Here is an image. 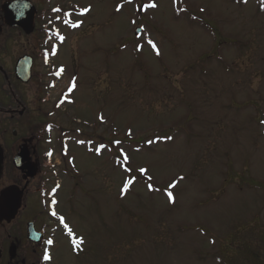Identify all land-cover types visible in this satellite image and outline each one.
<instances>
[{
    "label": "rangeland",
    "instance_id": "rangeland-1",
    "mask_svg": "<svg viewBox=\"0 0 264 264\" xmlns=\"http://www.w3.org/2000/svg\"><path fill=\"white\" fill-rule=\"evenodd\" d=\"M63 1L83 22L51 46L65 67L51 94L69 104L52 101L45 145L56 150L58 213L79 244L70 258L61 239L56 261L264 264V0L50 6ZM144 3L157 6L141 12Z\"/></svg>",
    "mask_w": 264,
    "mask_h": 264
},
{
    "label": "flooded vegetation",
    "instance_id": "flooded-vegetation-1",
    "mask_svg": "<svg viewBox=\"0 0 264 264\" xmlns=\"http://www.w3.org/2000/svg\"><path fill=\"white\" fill-rule=\"evenodd\" d=\"M12 1L0 0V264H60L56 248L62 234L54 200L61 185L46 155L55 148L46 147L43 132L48 117L57 116L53 72L43 65L50 50L45 25L56 19L49 0H26L34 7L33 16L28 6L19 8L26 27L29 22L27 34L4 11ZM56 9L61 18L71 10ZM64 251L70 255L68 247Z\"/></svg>",
    "mask_w": 264,
    "mask_h": 264
},
{
    "label": "snow or ice",
    "instance_id": "snow-or-ice-1",
    "mask_svg": "<svg viewBox=\"0 0 264 264\" xmlns=\"http://www.w3.org/2000/svg\"><path fill=\"white\" fill-rule=\"evenodd\" d=\"M128 2L130 3L131 0H128ZM156 6H157V5H156L155 3H150V4L146 5L145 8H148V7H150V8H155ZM121 7H122V5H118L116 10H117V11H120ZM89 10H90V9H83V10L81 11V15H83V14L86 13V12H88ZM72 26H73V27H79V22L74 23ZM58 38L61 39V40H63V37H58ZM148 43L152 46V48H153L154 50H156L157 55H158V54H159V51H158V49H157L156 44H155L153 41H151V40H149ZM138 50H139V49H138ZM60 71L62 72V71H63V68H61ZM73 88H75V78H73V83H72V85L70 86L69 91H72ZM168 139H171V137H169ZM116 143H119V141H117ZM96 151L99 152V149H96ZM140 172L143 174V173L146 172V169H140ZM132 183H133V181H132L131 179L127 180V181L124 183V185H123L122 192H127V191L129 190L130 185H132ZM151 187H152V186L149 185V188H150V189H151ZM168 196H169V202H173V203H174V198H173L172 194L169 193ZM53 214L55 215V213H53ZM70 234H71V233H70ZM47 243L52 244L53 241H52V240H49V241H47ZM80 243H82V241H80ZM45 259H48V255H47V253L45 254Z\"/></svg>",
    "mask_w": 264,
    "mask_h": 264
},
{
    "label": "water",
    "instance_id": "water-1",
    "mask_svg": "<svg viewBox=\"0 0 264 264\" xmlns=\"http://www.w3.org/2000/svg\"><path fill=\"white\" fill-rule=\"evenodd\" d=\"M16 3L20 4L19 0H18L17 2H15L14 5H17ZM11 8H12V7H11ZM11 8H10V9H11ZM140 31H141V30H139V29L136 30V31H135V34H136V35H139Z\"/></svg>",
    "mask_w": 264,
    "mask_h": 264
}]
</instances>
